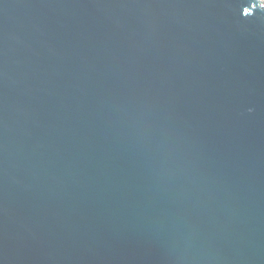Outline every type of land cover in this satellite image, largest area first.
I'll return each mask as SVG.
<instances>
[{"label":"water","instance_id":"1","mask_svg":"<svg viewBox=\"0 0 264 264\" xmlns=\"http://www.w3.org/2000/svg\"><path fill=\"white\" fill-rule=\"evenodd\" d=\"M0 264H264V1L0 0Z\"/></svg>","mask_w":264,"mask_h":264},{"label":"bare ground","instance_id":"2","mask_svg":"<svg viewBox=\"0 0 264 264\" xmlns=\"http://www.w3.org/2000/svg\"><path fill=\"white\" fill-rule=\"evenodd\" d=\"M264 1V0H263Z\"/></svg>","mask_w":264,"mask_h":264}]
</instances>
